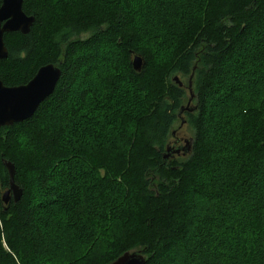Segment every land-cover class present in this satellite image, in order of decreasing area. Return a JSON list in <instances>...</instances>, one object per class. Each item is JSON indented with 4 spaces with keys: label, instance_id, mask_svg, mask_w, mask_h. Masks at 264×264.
Returning a JSON list of instances; mask_svg holds the SVG:
<instances>
[{
    "label": "trees",
    "instance_id": "obj_1",
    "mask_svg": "<svg viewBox=\"0 0 264 264\" xmlns=\"http://www.w3.org/2000/svg\"><path fill=\"white\" fill-rule=\"evenodd\" d=\"M117 1L23 0L22 10L34 17L30 31L4 34V85L25 84L49 63L61 74L31 117L0 127V192L9 187L4 160L13 163L14 182L22 189L16 202L0 198V264H38L43 246L49 245V227L56 241L67 244L58 263L109 264L138 248L145 264H174L175 250L190 244L189 212L202 208L200 220L214 224L221 237L240 226L241 221H214L212 209L220 201L251 198L243 195V185L255 179L264 160V91L243 97L234 126L228 130L229 120L220 122V141L210 145L205 114L209 99L222 92L223 78L247 69L240 55L264 26V0H190L189 8L178 7L185 11L182 20L172 17L177 22L156 37L164 42L152 46L141 37L130 0ZM105 50L119 56L104 59ZM134 55L142 58L139 72L132 68ZM97 60L101 64L93 66ZM245 73L264 75V62ZM176 75L182 84L187 78L186 87L173 80ZM191 75L196 108L184 112L193 131L191 148L182 157H164ZM79 78H97V97H87L85 88L73 101ZM68 106V112H60ZM49 110L57 113L47 119ZM74 162L84 168L60 182L78 166ZM215 170L232 173L223 176L225 186L203 179L214 177ZM52 185L60 195L51 192L48 205H34L33 187L46 191ZM258 194L263 206L264 190ZM60 202L65 210H59ZM258 207L250 209L243 224L256 233ZM41 212L56 217L48 228L36 218ZM206 227L197 236L208 237ZM249 250L242 262L262 264L260 250Z\"/></svg>",
    "mask_w": 264,
    "mask_h": 264
},
{
    "label": "rangeland",
    "instance_id": "obj_2",
    "mask_svg": "<svg viewBox=\"0 0 264 264\" xmlns=\"http://www.w3.org/2000/svg\"><path fill=\"white\" fill-rule=\"evenodd\" d=\"M117 1V0H115ZM118 0L117 2H119ZM190 3V0H130L131 5V11L134 13L135 21L138 26V29L140 30V34L142 39L146 44L149 46H152V44L161 45L160 42H164V39L159 41V38H156L158 35L162 34V31H164V28H168L171 24L175 23L176 19H173L172 17H176L179 20H182L184 10L182 11L178 7L182 5L185 9H187L188 4ZM181 6V7H182ZM189 8V7H188ZM164 15L168 16L165 18H162ZM172 18V19H171ZM177 22V21H176ZM169 25V26H168ZM252 40L247 47V49L244 51L240 57L242 58V61L245 63L244 67L247 69L244 72H241L237 75H228L226 78H223V81L221 82V85L223 87L222 94H217L214 98L211 97L207 104V113L205 114V131L208 135V141L206 142L207 145H210L211 143H217V140L220 139L219 136V128L222 127L219 123L224 122L226 120L228 121V130L231 129V127L235 124L234 115H238L239 111L237 110L240 105V100L244 97H250L254 91L261 89L260 91H264V75H260L259 73H248L246 75V71H250V67L252 65L262 63L264 62V26L261 27V29H258L252 34ZM263 50V51H262ZM262 51V52H261ZM105 55L103 56L104 59H117L119 56V52H110L108 50L104 51ZM101 62V60H97L93 66L98 67V63ZM97 64V65H95ZM101 64V63H99ZM101 67V65H99ZM246 76H245V75ZM256 74V75H255ZM245 77L244 79H242ZM221 79V78H220ZM222 80V79H221ZM100 82L97 81V78H89L88 81L81 80V78L78 79V85H76L73 88L72 94L73 101L78 100V95L81 92V89H85L87 97H97L98 94V87ZM187 83V78H183V87H186L185 84ZM81 86V88H80ZM88 87V88H87ZM237 88V89H234ZM240 88H242L240 90ZM236 90V91H233ZM240 90V92H239ZM185 97L182 101L181 105H186L189 98V92L186 89L185 90ZM74 102H71V105H73ZM190 104H194V101H191ZM234 105L236 107H234ZM80 107V106H77ZM61 109V108H60ZM69 106L62 108L61 113L68 112ZM71 109H77L71 107ZM58 112L57 115L60 114ZM57 112L54 113V111L49 110L45 114L44 117H47V119L52 118L55 116ZM81 114V113H80ZM230 118H227V117ZM79 117V115H78ZM81 118V115H80ZM233 118V120H232ZM73 122V121H72ZM71 122V123H72ZM74 123V122H73ZM104 126H106V122L103 121ZM111 123V122H110ZM237 123V120H236ZM109 124V123H108ZM107 124V125H108ZM180 120L177 118V120L174 122L171 132L174 131L175 135L172 134L169 136L168 141L169 143H173L176 137H179L181 139L180 146H185V141L189 140L191 144V140L193 139V131L188 127V125L184 124L182 127L179 128ZM84 129V127H81ZM221 129V128H220ZM120 139H118L119 141ZM220 141V140H219ZM172 145V144H171ZM115 147H120L119 143L116 144ZM222 154V153H221ZM73 152L69 155L71 160L74 158ZM182 153L179 154V157H182ZM184 158V157H183ZM215 158V157H214ZM75 159V158H74ZM221 162V160H218ZM78 164V166H75L70 170V175L61 177V181L68 180L71 176L75 175V173H78L76 171H79L83 169L84 167L80 165V162H74ZM223 163V162H221ZM225 164V163H224ZM260 168L257 171V176L255 179L248 181L247 183H244L243 188L244 192L243 195H250L251 198L244 201H232L230 203H223L221 206H216L212 211H215V219L217 220H223L225 219V222H240V226L237 231L235 232H229L225 233L226 236L218 233L217 229L214 226V224L210 223L207 225L206 222H203L200 220V214L202 215L204 212L202 208H199L198 210L194 212H189L188 218H189V224L193 225L192 228H189L190 230V244L188 248L185 250L183 248L176 249L175 253H177L176 259L174 264H228V260H232V264H244L242 260L246 257H248L246 250L249 248L250 250H255L256 252L260 250V256H258L260 262L264 264V205L262 206V202L260 203V194L258 192H262V189L264 190V160L260 162ZM225 166V165H224ZM61 168V166H59ZM226 170V167L224 168ZM231 175L232 173L228 170L227 172H218L216 174V170L213 172L214 177L211 179H207V177H203V179L206 181V183H212L211 185L218 184L221 186L226 185V179H224V175ZM28 174V178H29ZM223 178V179H222ZM31 179V178H30ZM59 179H57L58 182ZM209 182H208V181ZM32 185H36V183L31 180ZM56 182V183H57ZM55 183V184H56ZM66 183V182H65ZM214 183V184H213ZM72 184V182H70ZM51 188V189H50ZM46 191H39L38 189L33 187L34 191V205L39 203L40 201H43L44 205H48V202L45 201V199L53 194L57 196L55 191H53V185ZM53 188V189H52ZM5 190H1L0 192V198L2 197ZM51 192H54L53 194H50ZM74 193V192H72ZM72 196V195H70ZM70 196H67L69 199ZM73 199H70L71 201ZM62 201V200H61ZM68 201V202H69ZM67 201H65L66 203ZM259 202V204H257ZM65 203L60 202L55 203L58 205L59 210H65ZM53 204V203H52ZM51 204V205H52ZM67 204V203H66ZM228 206V208H224ZM257 205V206H256ZM258 207V212L261 219V225H260V232L256 233L254 230L250 228L249 225H243L245 224L244 218L246 217V214L250 211L251 208ZM222 207V209L220 208ZM205 208V207H204ZM217 209V210H216ZM225 209V211H224ZM56 210V208H55ZM65 214V213H62ZM194 214V215H193ZM241 217L242 220H241ZM37 219H41V223L45 225L46 228H48V225H50V221H55L56 217H50L48 213H38L36 214ZM68 221H71L67 217ZM236 218V219H234ZM234 219V220H233ZM50 220V221H49ZM214 223V222H213ZM203 226H207L208 228V237L204 236H197L198 232L200 230H203ZM49 227L47 231V238L49 239V245L43 246L41 250V255L38 260V264H44L45 262L47 264H68L65 261L62 263H58L57 260L59 257L61 258V251L62 249L67 245L65 241H56L53 234L55 231ZM210 229V230H209ZM211 231V232H210ZM213 231V232H212ZM251 233H253L251 235ZM244 237H247L249 239H246ZM74 240V239H72ZM240 241V242H239ZM247 243V244H246ZM246 244V246H244ZM93 246L91 243L88 247L90 248ZM244 246V247H243ZM245 248V249H244ZM249 250V251H250ZM127 253H133L138 252L141 253V249H130L126 251ZM124 252V253H126ZM251 253V252H250ZM77 258H72L74 262H76ZM226 260V261H225ZM230 262V261H229ZM242 262V263H240ZM231 264V263H229ZM255 264V263H253Z\"/></svg>",
    "mask_w": 264,
    "mask_h": 264
},
{
    "label": "water",
    "instance_id": "obj_3",
    "mask_svg": "<svg viewBox=\"0 0 264 264\" xmlns=\"http://www.w3.org/2000/svg\"><path fill=\"white\" fill-rule=\"evenodd\" d=\"M23 0H1L0 2V60L7 57V49L4 45V34L19 32L27 34L33 24L34 17L26 15L22 10ZM132 68L140 71L142 58L134 55L131 61ZM61 70L57 65L46 64L39 67L32 78L25 84L8 86L0 80V127L11 126L31 117L39 104L42 103L55 89ZM191 77L188 80L187 90L189 98L186 105H181L177 117L180 120L179 128L185 124L184 112H192L196 105L190 104L193 98ZM173 80L182 86V82L176 75ZM174 133V131H172ZM185 146L166 145L164 157L173 155H186L191 148L190 141H185ZM9 176V187L3 193L1 200L7 203L10 200L18 201L22 195V189L14 182V165L10 161L3 162ZM146 258L138 252L123 253L109 264H145Z\"/></svg>",
    "mask_w": 264,
    "mask_h": 264
},
{
    "label": "flooded vegetation",
    "instance_id": "obj_4",
    "mask_svg": "<svg viewBox=\"0 0 264 264\" xmlns=\"http://www.w3.org/2000/svg\"><path fill=\"white\" fill-rule=\"evenodd\" d=\"M172 135L174 136L175 135V132L174 133H172ZM180 141H181V139L179 138V137H176V139L174 140V142L173 143H171L173 146H180ZM169 143V142H168ZM179 155V154H178Z\"/></svg>",
    "mask_w": 264,
    "mask_h": 264
}]
</instances>
